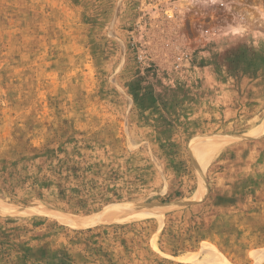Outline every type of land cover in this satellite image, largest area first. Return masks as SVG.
<instances>
[{"label": "rangeland", "instance_id": "374dc122", "mask_svg": "<svg viewBox=\"0 0 264 264\" xmlns=\"http://www.w3.org/2000/svg\"><path fill=\"white\" fill-rule=\"evenodd\" d=\"M0 264H264V0H0Z\"/></svg>", "mask_w": 264, "mask_h": 264}, {"label": "bare ground", "instance_id": "6f19581e", "mask_svg": "<svg viewBox=\"0 0 264 264\" xmlns=\"http://www.w3.org/2000/svg\"><path fill=\"white\" fill-rule=\"evenodd\" d=\"M150 211H144V209H136L134 207H113L106 210L104 213L92 215V216H86L83 218H74V217H68L66 218L67 221H70L73 224H77L79 226H89V225H95L98 223H104V222H123V221H130L132 219L141 218L149 213Z\"/></svg>", "mask_w": 264, "mask_h": 264}]
</instances>
